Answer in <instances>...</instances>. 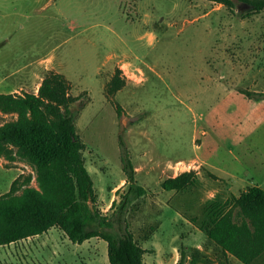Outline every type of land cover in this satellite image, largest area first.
I'll return each instance as SVG.
<instances>
[{"label": "rangeland", "instance_id": "374dc122", "mask_svg": "<svg viewBox=\"0 0 264 264\" xmlns=\"http://www.w3.org/2000/svg\"><path fill=\"white\" fill-rule=\"evenodd\" d=\"M234 1L230 10L212 0H0V91L35 92L48 72L66 76L80 95L71 108L106 216L128 188L124 142L146 193L123 224L145 248V264H176L195 248L218 264L198 233L206 201L224 202L232 180L235 194L264 188V98L240 92H264V9ZM116 69L126 84L110 99ZM13 119L0 112V125ZM188 170L200 172L197 186L162 188ZM29 174L38 187L30 164L0 157V195ZM0 264H109L107 242L73 243L52 227L0 245Z\"/></svg>", "mask_w": 264, "mask_h": 264}, {"label": "trees", "instance_id": "16d2710c", "mask_svg": "<svg viewBox=\"0 0 264 264\" xmlns=\"http://www.w3.org/2000/svg\"><path fill=\"white\" fill-rule=\"evenodd\" d=\"M234 10V0H212ZM264 9V0H237ZM126 82L116 69L106 83V95L112 99ZM247 97L264 98V92L240 90ZM80 95L70 93V82L61 72L50 71L37 92H0V112L15 119L0 125V157L21 159L35 172L38 187L31 186V174L17 177L10 189L0 195V245L40 235L52 227L65 232L73 243L93 237L107 242L109 264H145V248L135 239L123 216L133 201L146 189L136 179V170L124 142L120 139L122 169L127 191L114 216H106L96 206L98 195L86 167V143L77 133L76 115L71 106ZM120 106L116 111L120 113ZM211 173V172H210ZM212 174V173H211ZM200 178L194 170L183 171L162 181L164 190L184 191L197 186ZM20 192V193H19ZM191 221L195 223V219ZM117 227L118 231L109 229ZM197 227L212 245L218 264H230L233 256L244 264H264V189L251 186L238 196L222 202L206 201L205 216ZM176 264H214L203 249L190 255L181 252Z\"/></svg>", "mask_w": 264, "mask_h": 264}, {"label": "crops", "instance_id": "0c3cea01", "mask_svg": "<svg viewBox=\"0 0 264 264\" xmlns=\"http://www.w3.org/2000/svg\"><path fill=\"white\" fill-rule=\"evenodd\" d=\"M192 2H195V0H192ZM195 6H196V4H195ZM39 85H40V83H39ZM39 87V86H38ZM37 90H38V88L36 89V91L35 92H37ZM0 92H12V91H0ZM200 165H205L204 163L203 164H200ZM211 172V171H210ZM198 174L200 173V172H197ZM211 173H213V172H211ZM215 174V173H214ZM215 175H217V174H215ZM218 177H219V175H217ZM201 179H203L202 177H201ZM237 181H229V186H228V190H229V192L231 193V194H234V195H236V196H238L242 191H245V190H247V188L248 187H251V186H260L259 184H254V185H251V186H248V187H245V189H243V190H241L240 192H239V194H235V193H233L232 192V187H233V184H235ZM260 187H262V186H260ZM263 188V187H262ZM264 189V188H263ZM216 191V190H215ZM211 195H214V191L211 193ZM199 229V228H198ZM198 233H203L200 229L198 230ZM93 238H96V237H93ZM93 238H91V239H93ZM91 239H89V240H91ZM230 264H244V263H242L241 261H239L238 259H236L235 257H233V256H231L230 257Z\"/></svg>", "mask_w": 264, "mask_h": 264}]
</instances>
